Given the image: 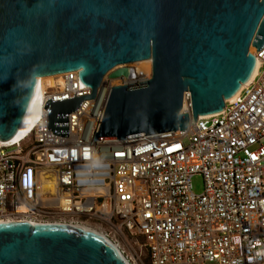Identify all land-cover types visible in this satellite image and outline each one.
I'll list each match as a JSON object with an SVG mask.
<instances>
[{
    "label": "built area",
    "instance_id": "built-area-1",
    "mask_svg": "<svg viewBox=\"0 0 264 264\" xmlns=\"http://www.w3.org/2000/svg\"><path fill=\"white\" fill-rule=\"evenodd\" d=\"M253 53L255 75L222 111L129 140L91 142L112 87L149 78L152 64L149 76L105 75L97 97L68 113V136L48 129L44 105L91 88L77 70L56 74L31 128L0 144V221L90 228L122 242L128 264H264V46Z\"/></svg>",
    "mask_w": 264,
    "mask_h": 264
},
{
    "label": "water",
    "instance_id": "water-1",
    "mask_svg": "<svg viewBox=\"0 0 264 264\" xmlns=\"http://www.w3.org/2000/svg\"><path fill=\"white\" fill-rule=\"evenodd\" d=\"M251 46H264V0H0V140L16 135L40 77L77 70L79 86L91 88L44 105L48 129L68 136V113L97 97L105 75L129 76V64L146 59L152 75L112 87L91 142L186 130L250 79ZM0 264L128 261L79 225L4 220Z\"/></svg>",
    "mask_w": 264,
    "mask_h": 264
},
{
    "label": "bare ground",
    "instance_id": "bare-ground-1",
    "mask_svg": "<svg viewBox=\"0 0 264 264\" xmlns=\"http://www.w3.org/2000/svg\"><path fill=\"white\" fill-rule=\"evenodd\" d=\"M251 49H253V48L250 47V50ZM253 51H254V49L252 50V52ZM133 64L135 66V69H137L138 71H140V72H142L148 76H149V74H151V64H152L151 59L136 61V62H133ZM255 73H256V69L250 78H252L255 75ZM56 78H57L56 75L40 77V82H39L38 88L36 90L35 96H34L32 102L30 104V108L28 110V113L26 114L23 123L21 124L19 130L17 131L16 135H14V137L11 139V141L19 140L31 128V126L33 125V123L35 122V120L37 119L38 114H39V110H40L41 103H42V98H41L42 94H43L44 90L47 88V86H53ZM233 97L231 96V99ZM4 143H6V142L0 140V144H4ZM84 228L92 230V229L87 228V227H84ZM95 232H97V231H95Z\"/></svg>",
    "mask_w": 264,
    "mask_h": 264
},
{
    "label": "rangeland",
    "instance_id": "rangeland-1",
    "mask_svg": "<svg viewBox=\"0 0 264 264\" xmlns=\"http://www.w3.org/2000/svg\"><path fill=\"white\" fill-rule=\"evenodd\" d=\"M251 48L254 49L253 46H251ZM253 49H251L250 51L252 52ZM146 60H148V59H146ZM129 66L135 68V66H134L133 63H130ZM143 74H144V73H143ZM25 143L27 144V143H29V141H27V142H25ZM192 190H193V192H195V193H200V192H202V191L204 190V180H203V176H202L201 174H196V175H194V176L192 177ZM133 235H134V234H133ZM118 246L120 247L121 251H123V252L126 254V252L124 251L125 248L123 247V243L120 242V243L118 244ZM125 250H126V249H125ZM125 254H124V255H125ZM207 264H218V263L214 261V262H208Z\"/></svg>",
    "mask_w": 264,
    "mask_h": 264
}]
</instances>
